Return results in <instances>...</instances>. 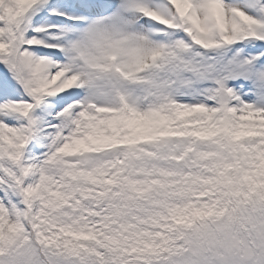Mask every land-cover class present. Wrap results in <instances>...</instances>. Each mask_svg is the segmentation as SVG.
Returning a JSON list of instances; mask_svg holds the SVG:
<instances>
[{
	"label": "snow or ice",
	"instance_id": "obj_1",
	"mask_svg": "<svg viewBox=\"0 0 264 264\" xmlns=\"http://www.w3.org/2000/svg\"><path fill=\"white\" fill-rule=\"evenodd\" d=\"M0 264H264V0H0Z\"/></svg>",
	"mask_w": 264,
	"mask_h": 264
}]
</instances>
